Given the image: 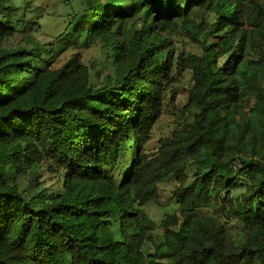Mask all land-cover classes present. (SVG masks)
<instances>
[{
    "label": "trees",
    "instance_id": "16d2710c",
    "mask_svg": "<svg viewBox=\"0 0 264 264\" xmlns=\"http://www.w3.org/2000/svg\"><path fill=\"white\" fill-rule=\"evenodd\" d=\"M22 3L0 0V264H264V0ZM97 44L101 86L79 53ZM182 69L192 119L149 153ZM43 167L57 187L21 189ZM162 184L178 208L156 223Z\"/></svg>",
    "mask_w": 264,
    "mask_h": 264
},
{
    "label": "rangeland",
    "instance_id": "374dc122",
    "mask_svg": "<svg viewBox=\"0 0 264 264\" xmlns=\"http://www.w3.org/2000/svg\"><path fill=\"white\" fill-rule=\"evenodd\" d=\"M18 5L23 4L22 1L30 3L31 7H40L44 13L50 14H62L64 12V7H79L82 8L86 5V0H70L71 5L65 4L64 0H15ZM41 12H36L33 16L37 17L39 23L47 24L49 19L45 17H40ZM36 21V22H37ZM34 23L31 25L32 33L34 29ZM55 24L51 26L44 25L40 33H36V36L40 40H46L50 36V29L54 28ZM168 39H171L175 45L176 53H184L189 49H192L195 44L186 36V31H176L170 34H166ZM19 40V39H16ZM77 52V51H76ZM74 52L68 51L64 53L60 59L69 57ZM81 59L83 63L91 68L93 71V82L101 86L104 77L111 73V66L109 60L108 50H104L100 44L90 47L88 49H82L80 52ZM192 81L191 73L189 70L182 69L175 74V78L172 83V88L174 89V94L172 98L165 100L163 105V110L156 121L151 140L145 146V149L152 153L159 146V140L163 137L169 136L171 132L183 123L192 119V114L189 112L188 98L191 90ZM59 175L57 173L50 172L47 167H43L38 178H31V174L26 173V175L20 179L21 189L28 188L29 192L32 193L36 191L37 181L42 187H48L50 189H55L57 187ZM37 180V181H36ZM240 185V182H238ZM237 186L234 190V195H238L243 187ZM170 187L168 184H162L160 186L159 200L157 202H152L146 204L143 209L147 216L158 223L164 216L173 214L178 208V204L175 202L173 197L169 194ZM204 214L212 213L211 209H204L201 211ZM230 230L236 238L242 236V231L233 223H229ZM161 234L160 231L157 232ZM161 236L159 240L161 241Z\"/></svg>",
    "mask_w": 264,
    "mask_h": 264
}]
</instances>
